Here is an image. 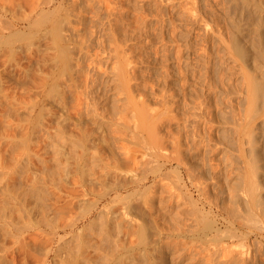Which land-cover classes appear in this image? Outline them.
<instances>
[{"label":"bare ground","instance_id":"bare-ground-1","mask_svg":"<svg viewBox=\"0 0 264 264\" xmlns=\"http://www.w3.org/2000/svg\"><path fill=\"white\" fill-rule=\"evenodd\" d=\"M99 1L103 3V6L104 3L106 4V11L111 16L116 15H113L114 10L116 11L114 2L111 0ZM231 1L233 10L229 15L231 49L237 58L248 66L252 72L256 73L257 70L259 72L261 66L257 64L258 60H262L264 63V41L262 38L264 33L261 30L262 36L260 35L262 25L259 24L261 19L255 22V19L251 18L255 22L253 24L256 25L257 23V27L253 29L257 36L255 38L254 31L249 28L250 25L244 22L245 12H251L249 10L251 3L249 4V0ZM97 2V0H0V19L9 17L8 21H4V24L3 20H0V49L3 46L7 63H14V67L19 72L18 81L21 82L22 87L18 88L27 89L25 91L27 99L22 98L20 95H15L11 100L9 90L6 91V99H4L3 112L7 116V118L4 116L7 122L12 119L13 114L16 116L19 114L18 110H23L27 115L23 116L21 113L18 115L17 125L14 126V134L12 132L9 133L12 125H10L11 121L5 122L7 123V129L4 128L5 141L3 143L7 147V157L10 156L11 151L13 152L14 149L17 152V147H23L24 149L23 153H19L21 158L17 160L14 158V163L9 161L11 156L10 159L7 157L3 159H8L6 161L8 167L10 163L15 165L13 167L14 172L10 175L11 178L3 179L5 182L3 191H1L3 192V197L1 198L3 204L0 206V212L3 213L0 214L2 216L0 218L3 223H0L2 231L0 233V264H28L27 260L29 257L35 260V263L31 261L30 264H139L133 259V254V258H131L130 252L135 247L138 249V246H140L143 251L151 250L154 252L166 247L162 242V230L157 226V218L155 219L154 211L152 210V207H154L153 199L156 195L160 196V194L168 193L166 204L171 207V204L186 198L183 197L185 195L181 190L184 183L181 184L182 188L178 187L180 194L175 192L176 188L174 186H177V183L172 186L174 188H168L172 183H165L169 182L165 178L170 173L165 172L168 174L165 177L163 170L164 167L174 166L171 162L173 158L169 161L170 157L168 156L167 158V155L162 153L165 149V141L157 134L158 138L155 134L156 132H153L154 136L148 135V138L152 137L151 141L153 137L155 141L158 140L154 144L151 142L152 147H150V143L149 149L153 152L149 154V158L146 160L138 159L135 152L124 144L121 145V155L117 154L116 150L113 149L116 148V142L130 141L135 143L140 138H145V135L141 132L142 126L140 122L146 116L144 114H146L148 109L144 105V100L139 103L140 98H138L137 102L134 100V89L131 92L128 88L125 89L124 85L122 89L119 88L120 85H117L119 82L114 84L116 79L120 77L124 80V77L121 76L124 71L120 67L119 69H122L123 72L119 69L117 73L115 72V76H119V71L122 73L120 77L114 78L115 80L112 79L113 83L110 82L112 80L109 81L110 86L107 82L99 80H92L89 84L90 77L85 68H89L91 64L95 63L90 57L92 58L93 55L91 56V54L97 52L93 49L95 52L91 53L93 46H91L90 41H92L94 32L91 30L92 27L90 28L93 21L89 19V15H96L93 9L95 4L100 3ZM258 11L260 10L258 9ZM255 12L257 11H254V14ZM247 26L249 27L246 28ZM3 30H6V33H3ZM111 31V35L115 34L114 30L113 33ZM250 33L255 41H252L253 38L250 40ZM112 41V46H114V40ZM109 51L108 53H106L107 51L104 52L109 54ZM114 51L112 50L111 52H114L113 54L117 53L116 48ZM95 57H98L97 53ZM99 65L100 62L99 64H94L97 70H101ZM131 71L133 72V70ZM131 71L128 72L132 75ZM132 77L135 80V75ZM132 77L130 76L128 79ZM121 84H124V82ZM114 85L116 87L113 89L111 86ZM249 87L252 90L250 98L253 102V116H251L253 118L264 107V69L251 76ZM119 94L124 96L121 95L123 97L121 105L117 99V97H121ZM42 98L51 100L58 110L43 108L46 103ZM68 101L71 102L70 105ZM130 109L134 112L131 116L135 120H129L131 119L130 116L127 120L128 116L126 114ZM58 111H61L60 115L64 119L52 125L50 117L54 119V114ZM248 111L250 110L246 112ZM49 120L50 122H48ZM249 120L251 121V119H248L246 125L249 124ZM68 123L74 124V126L70 127ZM129 130L132 136L127 135ZM248 130L249 133L246 131V135H249L248 140H250L248 143L253 145L257 142L256 132L254 134V131L250 132L252 129L248 128ZM16 136L22 137V140L20 139L18 142L19 144L16 140H12ZM27 139L31 142H27ZM177 142L173 143L172 141L176 149H178L176 146L179 143ZM27 143L31 144V147ZM258 145L260 144L258 143ZM250 147L249 150L252 152L257 150H255L254 146ZM179 150L181 151L180 147ZM178 154L174 157L175 161L181 156L179 154V157H177ZM252 154L254 153H251L250 157L253 161L248 160L252 164H250L252 168L248 166L252 173L249 175L247 172L249 177L247 176L245 185L248 191L250 190L249 193L252 196L253 205L257 208L260 207L258 205L261 204V201L255 195L257 193V183L252 176L259 178L260 173L258 171H261L262 167L254 159L257 154H254L253 156L255 157L253 158ZM5 156L3 154V157ZM165 158H167V162L163 161ZM258 158L259 156L257 155V162L260 160ZM79 161L80 164L78 163ZM12 166L10 164V168ZM73 171L80 173L79 177L73 173L78 179L73 178L71 180L70 176ZM187 172L191 175L193 174L190 173L191 170ZM7 173L9 174V172ZM13 173L18 176L17 184H20H18V188L22 189L20 193H22L21 198L24 202L20 201L22 204L18 202L21 207L10 204L15 199V196L18 198L19 195V193L17 194L19 189L16 190V185H14L16 176ZM176 177L178 180L181 179L178 173ZM200 182L198 183L197 180L198 184ZM197 183H194L196 184L195 186H197ZM166 187L169 190L166 189L167 191L165 190L164 192L162 189ZM171 188L174 189L173 192ZM157 189H161L163 193L159 192L157 194ZM199 190L202 193L203 188ZM203 191L205 192V190ZM240 194L235 192L230 195L231 203L236 207L234 210L237 209V211L230 212L232 219H237L238 208L241 205L249 204L243 194ZM30 198L31 200L29 201ZM44 199L48 201L47 205H45ZM188 201L190 204L194 203L192 197H189ZM191 206H193L192 211L203 217L205 221L208 214L202 210L204 206L202 209L195 204ZM37 211L42 212L43 219H41V216L39 219L43 221L37 219L40 214L36 217ZM24 215L31 216V219H29L28 226L26 224L21 227L26 223L20 225L21 221L26 217ZM251 216H254V213ZM251 216L249 217L250 219L252 218ZM261 216L263 218L264 214H261ZM239 217L241 218V216ZM255 218L257 219L254 216ZM256 219V222H260V220L257 221ZM251 221L252 223L254 222L253 219ZM251 221L250 224L252 226ZM253 224L255 226V222ZM258 224H256V228L254 226L252 228L254 227V230L257 228L258 230L264 229V226L258 227ZM231 226H233L232 223ZM216 227L213 235L210 236L204 233L203 239L201 237L198 242L201 243L199 245H206V252L203 247H193L192 245L186 247L182 245L183 252L189 253L194 258L198 256L200 259L201 257L208 264H216V261L220 258V264H237L231 258L234 250L223 246V240L239 238L242 235H236L235 237V230L233 231L232 229L234 235L224 236L220 234V226L217 225ZM249 227L250 225L248 224L247 228L250 229ZM203 228L204 230H209L211 222H204ZM31 229H34L35 234L32 236L25 235ZM225 233L228 234L227 232ZM186 235L185 231L180 229L172 236L184 239ZM131 236L135 239L138 237V240H128V237ZM126 238L130 242H127ZM201 240L202 242H200ZM182 243V241L173 242V245L175 247ZM220 243H222V246H220ZM54 244H56L55 249ZM18 253L22 254V260L20 258L21 261L19 263L16 261V256L19 255L21 257ZM33 253L37 254V257ZM139 254L142 255V253ZM218 256L220 257L218 258ZM176 257L180 259L182 255L179 254ZM50 258H52L51 261Z\"/></svg>","mask_w":264,"mask_h":264},{"label":"rangeland","instance_id":"rangeland-1","mask_svg":"<svg viewBox=\"0 0 264 264\" xmlns=\"http://www.w3.org/2000/svg\"><path fill=\"white\" fill-rule=\"evenodd\" d=\"M97 1L100 2L99 0ZM111 1L114 2L113 4L116 9L113 14H116L115 16H111L110 13L106 11V4L104 3L103 6V3L101 2L94 6L93 11L96 12V15H89V19L93 21L91 22V25L93 24V26L90 25V28L92 27L91 30L94 32L92 41H90L91 46H93V48L91 47V53L97 51L94 54H91V56L93 55L95 57V54H98V57H90L95 63L90 60L93 64H91L89 68H85L90 77L89 84L92 80H99L107 82L110 86V82L113 83L112 79L120 77V74L124 71L122 73L123 75L121 74V76L124 77V80L120 77L121 79H116V83L114 84L119 82L117 84L118 86L120 85L119 88L122 89L124 85V88H128L131 92L134 89V100L137 102V100H139L138 98H140L138 103L144 100V105L146 109H148L146 114H144L146 116L143 117L140 122V125L142 126L141 132L145 135V138H140V140L135 143H131L130 141L116 142V148L113 149L116 150L115 152L117 154L121 155V145L124 144L135 152L138 159L146 160L149 158V154H152L153 152L149 149L150 143L152 142L154 144L158 140L155 141V138L153 137V140L151 141L150 139L152 137L148 138V135L152 136L153 132H156L155 134H158L166 142H164L165 151L163 150L165 153L163 151L162 153L167 155V158L168 156L170 157L169 161L173 158V161L171 162L174 164L173 167H164V173H170L169 175L173 178L172 179L167 173H165V177L166 175L169 176L165 178L169 182H165L166 180L164 182L168 184L172 183L168 188L177 183V186L174 187L178 190L175 189V192H179V194L180 191L178 187H181V184L184 183L181 190L185 195L183 197H186L185 199L183 198L182 200L171 204L170 207L166 204L169 194L163 193L161 189H157V194H159V192H162L163 194H160V196L156 195L153 199L152 203L154 207H152V210L154 211L155 219H158H156L157 226L162 230V242L166 247L157 250L158 252L151 250H146V252L145 250H142L143 248L140 249V246H138V249L135 247L131 250V255H134V258L133 255L131 258L139 262V264H146V262H148L147 264H153L154 262V264H208L206 261L204 262V259L202 260L200 256L199 259L198 256L194 258L190 256L189 253H184L182 245H185L186 247L192 245L193 247L197 246L205 248V244L204 246L199 245L201 244L198 243L200 238L202 237L203 239L204 233L210 236L213 235L217 228L216 226L219 225L221 228V235L225 236L233 234L234 232L232 233V229L233 231L235 230V235L233 234L235 237L236 235H242L235 239H225L223 240L224 243L222 241L223 246L234 250V253L231 255L232 260L237 264H264V229L258 230L257 228L254 230L257 223L260 224H258V227L264 226V217L262 218L261 216V214H264V210H262L264 209V107L260 109L255 117L251 118V116H253V102L250 98L252 96V90L249 87V79L252 75H256L264 69V63L262 60H258L259 62L257 61V64L261 66V70L259 69L258 72L257 67V72L254 73L233 53L230 46L229 30V15L233 11L231 7L232 1ZM249 4V10L251 12H245L244 22L248 23L250 27L247 26L246 28L249 27L255 33V30L253 29L257 27V23L256 25L253 23L261 19L259 23L262 25V28H260L261 35L262 31L264 33V0H249ZM258 9L260 11H258ZM254 11L261 13L259 14L255 12L254 14ZM90 16L92 17L90 18ZM251 18L255 19V22L254 20L252 21ZM0 20H3L2 22L4 24L5 20H9V17H3ZM113 30L116 35L110 34V31L113 33ZM5 31L6 30H3V33H6ZM254 35L255 38H257L256 33ZM250 36L251 37L249 38L251 40V38H253L252 34ZM262 38L264 41V34ZM112 40H114V46H112ZM253 40L254 38L252 41ZM101 41L103 42L101 43ZM2 47L0 49V206L3 204V200L1 199L3 197V192L1 191H3L4 180L11 178L10 175L14 172L13 167L15 165L12 163L15 162V159L17 160L21 158L19 153H23L24 149L23 147H17L16 150L18 153L15 149L13 152L11 151V160L9 161H12V163H9L13 166L10 168L9 164L8 167L6 161L10 159V156L7 157V147H5V144L3 143L5 141V129H7V123L11 121L10 125H12L10 126V130H8L9 133L12 132V134H14V126L17 125L18 115L20 113L23 116L27 115L23 110H18L19 114L17 116L13 114L12 119H7L8 122L6 121L7 116L5 112H3L6 91L9 90L11 100L15 95H20L22 98L27 99V94L25 92L27 89L18 88L22 87L21 82L18 81L19 72L14 67V63H7V57L6 55L4 56L5 53L3 52ZM115 48L117 53L113 54ZM93 49L95 51H93ZM103 49L105 52L107 51L106 53L111 49L114 52H111V50L109 51V54H106ZM101 52H103L104 55ZM123 60H125L126 63ZM99 62L101 70H97L94 66V64H99ZM119 67L122 68L123 71L122 69H119ZM118 69L122 72L120 73L119 71V76H115ZM131 70H133L134 73ZM128 71H131L132 75ZM127 72L131 77L135 75V80L134 77L131 78L133 80L128 79L130 76H128ZM121 81H123L124 84H121L123 83ZM111 87L114 89L116 86L114 85ZM119 95L121 96L122 94ZM122 96L119 98L117 97L120 105L122 104L121 101H123L121 99L124 97ZM70 98L72 99L71 96ZM42 100L46 103L43 108L58 110L56 108L57 106L52 104L51 100L47 98H42ZM250 102L252 103L250 104ZM70 104L71 102H69V105ZM247 110L250 111L246 112ZM60 113L61 111H58L54 114V119L50 117L52 125H55L59 120L63 121L64 118ZM132 114H134L133 110L131 111L130 109L127 111V120L130 117L131 119L129 120H135V118L131 116ZM4 116L6 118H4ZM248 119H251V121L249 120V124L246 125ZM50 120L48 122H50ZM3 122H7L5 123L6 125ZM68 125L70 127L74 126V124L71 123H68ZM248 128L250 130L252 129L250 131L251 133L252 131H254V134L256 132L255 136L257 137V142L255 144L258 145L259 143L260 145H251L248 143L250 142V140H248L249 135H246V131L249 133ZM129 133L130 130L127 131L128 136L132 134ZM21 138L16 136V138L12 140H16L18 143ZM27 140V142H31L29 139ZM172 141L173 143H176L177 141L179 142H177L178 145L176 144L178 149L175 148ZM152 143L150 147L153 146ZM27 145L31 147V144L27 143ZM250 146H254L255 150L257 149L256 151L258 152H252L249 150L251 148ZM179 147L182 152L179 150ZM175 149L177 152L179 150L180 153H178L181 155L180 157ZM175 153L178 154L177 157H179L177 158V161H175L174 158L176 157ZM251 153L259 156L258 160H260L257 162V155H255V157L253 156L254 154H252V158L255 157L254 159L256 163H259V166L263 169L258 171L260 173L259 178L252 176V178H254L253 180L257 183V186L259 182V186H256L257 191H255L257 193L255 195L259 198L261 204L259 203L260 205L258 206L260 207L257 208L253 205V199L249 193L250 190L248 191V188L245 185V181L247 182V176L249 177L252 173L250 172L251 170H249V167L252 168V164L248 162V160H252L250 157ZM3 154L4 156L6 154V156L3 157ZM6 157L8 159L3 160L6 159ZM167 158L163 159V161L167 162ZM2 161L5 162L3 163ZM78 163L80 164V161ZM6 165L7 167L4 168ZM5 169H9L11 172L9 170L6 171ZM185 169L189 172L191 170L190 173L193 174H189ZM7 172H9V174ZM73 173L78 177L80 175L79 172L76 173L73 171L70 176L71 180L76 178ZM177 173L181 178L180 180L176 177ZM14 175L16 176V174ZM187 175L191 176L188 177ZM70 178L68 179L70 180ZM170 179L172 182H170ZM190 179L193 180V183ZM14 180L16 190L19 189V192L17 191V194L19 193V195L18 198L15 196V199L17 200L15 201V199H13L10 204L21 207L20 205L24 200L21 198L22 193H20V190L22 189L18 188V176H16ZM197 180L198 183L201 181L200 184L197 183ZM194 183H197V186H195L196 184ZM200 186L205 190V192L202 190L204 195L199 192V189H202ZM168 188L166 187L162 190L165 192L166 189L169 190ZM172 188L171 190L173 192L174 189ZM235 192L239 194L245 192L242 194L244 198L249 201V204L244 206L241 205L238 208L239 213L237 219H232V214L230 215V212L237 211V209L234 210L236 207L231 203L230 195ZM189 197H192V200L194 201L193 204H190L188 201ZM30 200L31 198L29 201ZM43 201H45V199ZM45 202V205H47L48 201ZM194 204L197 205L198 208L201 207V209L204 206L202 210L204 212L206 211L205 213L208 214L206 215L207 217L205 221L203 220V217L192 211L193 206L191 205ZM210 208L211 211L209 212ZM1 213L3 212H0V214ZM39 213L42 214L41 211H37L36 217ZM248 213L251 215L254 213V216L257 217V219H255L257 221L260 220V222H256L254 216L251 215L252 218L250 219ZM40 214L37 219H39L40 216L42 217L40 218L43 219V214ZM247 214L248 216H246ZM239 216H241V218ZM24 217L25 219L21 221L22 223L20 225L26 223L21 227H24L26 224L28 226V222H30L29 219H31V216L28 215H24ZM247 217L248 219H246ZM41 219L39 220L43 221ZM249 219L250 221L253 219L255 222L254 226V222L252 223L251 221L252 226L255 227H253L254 229L252 228ZM207 221L211 222V228L209 230H204L203 224ZM228 221L231 222L233 226H231V223ZM0 223H3L2 219ZM248 224L250 225V229L247 228ZM180 229L185 231L187 234L186 238L179 239L172 236ZM0 233H2L1 228ZM34 234V229L25 233L27 236H32ZM133 239L136 241L138 240V237L137 239L132 236L128 237V240ZM128 240L127 242H130ZM179 241H182L183 243L174 247L173 242L176 243ZM200 242H202V240ZM222 243H220V246H222ZM55 248L56 244H54V249ZM206 251L207 249L205 252ZM139 253H142V255ZM179 254L182 255V258L180 259L176 257ZM20 255L21 257H19V255L16 256V261L18 263L22 260V254ZM33 255L37 257V254L35 253H33ZM144 256L147 259H145ZM220 256H218V258ZM32 259L33 258L29 257L27 263L30 264L31 261L35 263V260ZM51 259L52 258H50V261ZM220 260L221 258L216 261V264H220Z\"/></svg>","mask_w":264,"mask_h":264}]
</instances>
